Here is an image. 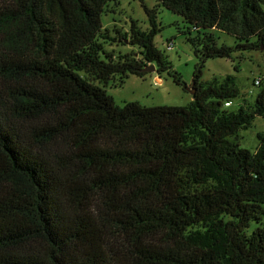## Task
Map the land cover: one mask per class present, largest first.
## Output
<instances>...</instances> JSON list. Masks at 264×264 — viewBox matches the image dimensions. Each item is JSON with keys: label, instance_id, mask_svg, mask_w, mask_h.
<instances>
[{"label": "trees", "instance_id": "obj_1", "mask_svg": "<svg viewBox=\"0 0 264 264\" xmlns=\"http://www.w3.org/2000/svg\"><path fill=\"white\" fill-rule=\"evenodd\" d=\"M155 1L149 30L132 19L112 36L118 0H0V264H264V132L240 146L264 84L231 112L237 77L201 81L210 59L264 53V0ZM159 7L186 25L196 93L120 107L110 83L151 65L188 91L156 47Z\"/></svg>", "mask_w": 264, "mask_h": 264}, {"label": "rangeland", "instance_id": "obj_2", "mask_svg": "<svg viewBox=\"0 0 264 264\" xmlns=\"http://www.w3.org/2000/svg\"><path fill=\"white\" fill-rule=\"evenodd\" d=\"M155 8L158 4L155 0H118L117 4H111L108 13L102 16L105 29L115 36V30L127 32L131 27V20H136L143 30L150 29V23L143 5ZM158 21L163 26V31L155 38L156 47L168 56L172 62V70L179 73L188 89L193 85L195 65L198 63L191 45L186 42L185 35L181 33L186 26L183 19L170 12L164 7L158 8ZM220 44L235 45L232 36L219 32L217 33ZM170 41H173L170 43ZM105 49L116 54L139 52L136 47L130 45L108 44ZM239 67V71L235 67ZM228 75L237 77V85L240 89V97L233 100L232 107L227 110L238 111L241 104H253L259 88L254 86V81L261 79L264 84V53L261 51L237 53L233 59H210L205 65L202 82L223 80ZM118 78L112 81L108 87V94L115 102L124 106L127 102H138L143 106H187L193 100V93L184 90L182 86L174 83L168 73L159 75L157 72L150 73L145 78L131 75L122 87ZM264 132V118L257 117L251 129L242 130L240 133L241 147L255 152L258 141V133ZM254 226L251 227L253 229Z\"/></svg>", "mask_w": 264, "mask_h": 264}, {"label": "water", "instance_id": "obj_3", "mask_svg": "<svg viewBox=\"0 0 264 264\" xmlns=\"http://www.w3.org/2000/svg\"><path fill=\"white\" fill-rule=\"evenodd\" d=\"M147 71H150L152 73H155L156 72V69H155L154 66L151 65L150 67L147 68ZM188 91H191L193 93V95H195V93H196V90L195 89H188Z\"/></svg>", "mask_w": 264, "mask_h": 264}, {"label": "built area", "instance_id": "obj_4", "mask_svg": "<svg viewBox=\"0 0 264 264\" xmlns=\"http://www.w3.org/2000/svg\"><path fill=\"white\" fill-rule=\"evenodd\" d=\"M230 105H232L231 102H226L225 103V106H230Z\"/></svg>", "mask_w": 264, "mask_h": 264}]
</instances>
